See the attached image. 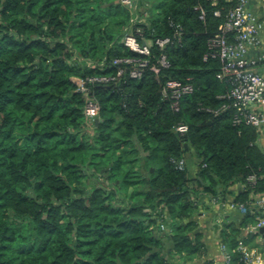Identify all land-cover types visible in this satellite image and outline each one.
Masks as SVG:
<instances>
[{"label": "trees", "instance_id": "1", "mask_svg": "<svg viewBox=\"0 0 264 264\" xmlns=\"http://www.w3.org/2000/svg\"><path fill=\"white\" fill-rule=\"evenodd\" d=\"M150 2L139 0L146 38L182 31L165 49L170 67L82 93L73 77L114 75L116 58L140 56L122 41L130 11L119 0H0V264H188L207 248L195 216L207 198L241 182L235 203L248 218L264 194L259 129L236 125L233 108L211 111L231 85L204 55L237 1ZM170 78L194 86L179 111L161 94ZM88 99L100 105L93 124ZM191 151L194 169H180ZM213 224L236 249L241 231L220 212ZM242 257L234 252L233 264Z\"/></svg>", "mask_w": 264, "mask_h": 264}, {"label": "built area", "instance_id": "2", "mask_svg": "<svg viewBox=\"0 0 264 264\" xmlns=\"http://www.w3.org/2000/svg\"><path fill=\"white\" fill-rule=\"evenodd\" d=\"M217 4L219 0H212ZM225 22L220 26L219 32L208 42V51L204 55V60L219 59L221 70L218 78L226 80L231 89L221 98L225 99L223 106L217 110H211L218 114L228 108L234 109L233 121L236 125L247 124L260 130L264 125V114L258 107L264 105V76L257 70L260 63L264 62V14L263 16L255 13L249 8V0H236ZM119 3L127 8L131 13L129 24L124 28L123 43L126 47L136 52L140 56L116 58L112 65L117 68L114 75H101L89 77L86 80L73 77L77 88L82 93H87L88 83H117L118 78L127 71L132 78H141L147 70L154 72L157 78L163 69L170 67L168 55L165 51L167 46L181 41L182 31L176 29L174 35L165 38L159 37L155 40L146 38L144 25L150 17V12L142 7L139 0H119ZM220 12L217 11L216 15ZM204 19V11L200 16ZM153 46H157L161 53L154 56ZM255 51V54H251ZM194 91L191 79L186 81L178 79H167L161 88L163 98L170 102L175 111L180 110L182 99ZM85 114L89 123L93 124L99 119L100 105L94 99H88L85 105ZM189 126L186 123L177 125L176 130L180 133H186ZM186 159L177 161L180 169H183ZM248 180L255 183V175H251ZM222 198L213 197L212 203L220 204ZM253 205H256L262 211L258 217L253 229L260 230L264 227V197L254 199ZM232 206H239L246 210L245 205L232 203ZM166 229L165 224L161 225ZM220 248L223 252V264H233L232 254L236 251L242 253V260L245 264L264 263V258L256 250L250 251L246 246L239 245L236 249L230 250L229 246L222 242Z\"/></svg>", "mask_w": 264, "mask_h": 264}, {"label": "crops", "instance_id": "3", "mask_svg": "<svg viewBox=\"0 0 264 264\" xmlns=\"http://www.w3.org/2000/svg\"><path fill=\"white\" fill-rule=\"evenodd\" d=\"M249 8L260 16L264 14V0H249ZM264 37V32L262 33ZM255 54V51H251ZM257 70L264 76V62L260 63ZM259 111L264 114V105L258 107ZM260 134L257 139V144L264 150V125L260 128ZM188 160L189 153L185 155ZM194 175V173L192 174ZM244 189L241 182H237L230 188V194L223 197L220 204L209 202L200 205L195 212V216L201 223V227L205 232V240L207 248L202 252L192 256L188 264H204L205 261H212L214 264H223V252L220 248L221 241L215 236L213 229V219L217 212L223 213L230 223L241 231L240 244L246 246L250 251L256 250L259 255L264 258V233L260 230L253 229L258 217L261 215L260 208L253 205L250 208V216L247 218V211L239 206H232L235 203V197ZM264 197V194L253 196V199ZM238 245V246H239ZM252 264V263H251ZM264 264V263H260Z\"/></svg>", "mask_w": 264, "mask_h": 264}, {"label": "rangeland", "instance_id": "4", "mask_svg": "<svg viewBox=\"0 0 264 264\" xmlns=\"http://www.w3.org/2000/svg\"><path fill=\"white\" fill-rule=\"evenodd\" d=\"M159 0H151L150 4L151 6H155L158 3ZM195 160H196V156L194 155L193 151L189 152V156H188V160H187V164L189 165L190 169L193 170L194 166H195ZM178 260V258H177Z\"/></svg>", "mask_w": 264, "mask_h": 264}, {"label": "water", "instance_id": "5", "mask_svg": "<svg viewBox=\"0 0 264 264\" xmlns=\"http://www.w3.org/2000/svg\"><path fill=\"white\" fill-rule=\"evenodd\" d=\"M98 121H99V119H96V122H98ZM260 232L264 233V227L260 229Z\"/></svg>", "mask_w": 264, "mask_h": 264}]
</instances>
